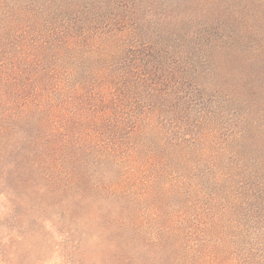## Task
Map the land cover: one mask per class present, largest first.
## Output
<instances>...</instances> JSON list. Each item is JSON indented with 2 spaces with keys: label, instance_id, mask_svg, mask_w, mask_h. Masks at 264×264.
<instances>
[{
  "label": "rangeland",
  "instance_id": "1",
  "mask_svg": "<svg viewBox=\"0 0 264 264\" xmlns=\"http://www.w3.org/2000/svg\"><path fill=\"white\" fill-rule=\"evenodd\" d=\"M69 29L89 43L54 55ZM146 47L183 98L143 89L123 152L53 129ZM0 264H264V0H0Z\"/></svg>",
  "mask_w": 264,
  "mask_h": 264
},
{
  "label": "trees",
  "instance_id": "2",
  "mask_svg": "<svg viewBox=\"0 0 264 264\" xmlns=\"http://www.w3.org/2000/svg\"><path fill=\"white\" fill-rule=\"evenodd\" d=\"M86 42L89 43V36L86 33L73 32L70 29L66 32L62 30V34L51 41L45 40L46 44L59 49L54 55L63 53L64 48L85 46ZM130 49V59L128 57L122 60L118 65L119 68H109L110 70L104 68L95 81L68 84L70 85L68 88L74 93L68 98L62 96L59 105L51 104L48 107L49 115L57 118V112L70 103V100L76 103V110L71 112V116L56 122L53 127L57 133L64 135L63 138L68 142L71 132H74L77 136L81 135L85 140L97 144L105 153L123 152L126 149L122 140L123 134L129 130H135L139 122L140 116H136L135 112L141 111L140 115H146L148 112L159 109L153 102H143L139 99L143 89L150 96L160 95L162 99L172 100L171 102L175 103L183 98V85H181L183 82L176 75L175 69L169 70L167 59L160 60L159 57L153 56L148 47ZM20 72L12 68L4 77L6 80L17 79L13 75L18 76ZM47 72L50 78L57 73L65 76L69 74L68 70L48 69ZM31 73L36 75L38 70ZM28 79L30 80L31 77ZM31 82L38 83L33 91L34 99L23 98L21 102L12 104L13 108L19 107L21 113L28 112L32 106L42 110L43 104L38 101L37 94L43 87L37 79ZM62 83L64 82H54L52 90L61 88L62 91ZM80 112H82L79 114L80 117L74 118ZM183 140L187 141L188 138L184 137ZM183 140L181 139L182 142Z\"/></svg>",
  "mask_w": 264,
  "mask_h": 264
}]
</instances>
